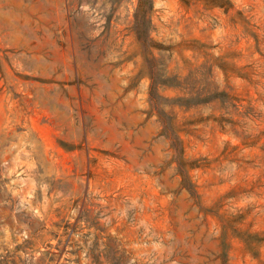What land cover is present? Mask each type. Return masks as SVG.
<instances>
[{
	"label": "rangeland",
	"instance_id": "rangeland-1",
	"mask_svg": "<svg viewBox=\"0 0 264 264\" xmlns=\"http://www.w3.org/2000/svg\"><path fill=\"white\" fill-rule=\"evenodd\" d=\"M0 264H264V0H0Z\"/></svg>",
	"mask_w": 264,
	"mask_h": 264
}]
</instances>
